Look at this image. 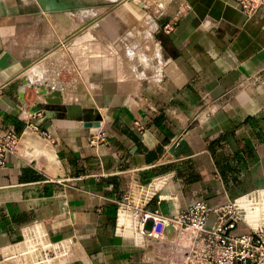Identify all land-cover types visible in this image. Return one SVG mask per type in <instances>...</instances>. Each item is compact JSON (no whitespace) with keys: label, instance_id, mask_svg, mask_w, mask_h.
I'll return each mask as SVG.
<instances>
[{"label":"crops","instance_id":"obj_1","mask_svg":"<svg viewBox=\"0 0 264 264\" xmlns=\"http://www.w3.org/2000/svg\"><path fill=\"white\" fill-rule=\"evenodd\" d=\"M167 3L146 59L126 64L123 49L114 61L108 46L68 42L75 14L0 0V135L20 137L0 166V261L28 260L24 240L43 235L72 240L55 264H152L151 249L118 233L131 183L153 182L148 208L166 214L264 188V11L252 17L236 0ZM102 33L83 36L92 44ZM46 97L83 114L37 110ZM246 220L264 224V200Z\"/></svg>","mask_w":264,"mask_h":264},{"label":"built area","instance_id":"obj_2","mask_svg":"<svg viewBox=\"0 0 264 264\" xmlns=\"http://www.w3.org/2000/svg\"><path fill=\"white\" fill-rule=\"evenodd\" d=\"M236 1L252 17L264 11V0ZM174 28V23L164 26L168 34ZM30 126L40 131L33 123ZM19 139L12 130L0 135V166L8 154L18 151ZM261 189L223 204L198 198L166 214L159 208H148L156 195L153 182L136 180L118 204V233L150 247L152 264H264V224L253 226L246 220L247 212L256 210L264 200ZM72 245L70 238L53 241L43 235L29 237L22 250V254L29 253L28 260L0 264H55L70 256Z\"/></svg>","mask_w":264,"mask_h":264},{"label":"rangeland","instance_id":"obj_3","mask_svg":"<svg viewBox=\"0 0 264 264\" xmlns=\"http://www.w3.org/2000/svg\"><path fill=\"white\" fill-rule=\"evenodd\" d=\"M42 12L73 13L77 16L76 33L71 34L68 42L77 45L78 51L84 50V46H92V51H98L103 45L108 46L109 56L115 57L117 49H123L122 56L126 64H133L139 59H146V53L141 50L143 46L153 47L151 29L156 25L155 15L167 10L168 0H35ZM173 1L175 6L180 5V0ZM145 3V5H140ZM181 7V6H180ZM64 21H61L56 29L60 30L62 38L65 35ZM103 27V40L96 35L93 43L85 42L84 33L93 30L99 34ZM69 39V38H68ZM88 39V38H87ZM105 51L106 49L103 48ZM127 71V70H126ZM249 85L240 86L239 91L248 88ZM238 91L231 96H226L224 104H228ZM239 93V92H238ZM261 190H264L262 188ZM148 247V246H147ZM151 249L148 247L146 250Z\"/></svg>","mask_w":264,"mask_h":264},{"label":"water","instance_id":"obj_4","mask_svg":"<svg viewBox=\"0 0 264 264\" xmlns=\"http://www.w3.org/2000/svg\"><path fill=\"white\" fill-rule=\"evenodd\" d=\"M47 105H51L53 107H55L56 109H59L60 111H63V112H67L68 113V116L70 118H74L75 116H78V115H82V110L79 109V107L77 106H74V105H66V106H63L60 99H54V98H50V97H46L44 99V104H41L39 106V108L37 110H42V109H45ZM75 110V111H79L78 114H71L72 111ZM47 115L51 116L52 112L51 111H47L46 112ZM97 119H101V116H97ZM181 144H183L184 146L187 145L186 141L185 140H182L181 141Z\"/></svg>","mask_w":264,"mask_h":264},{"label":"bare ground","instance_id":"obj_5","mask_svg":"<svg viewBox=\"0 0 264 264\" xmlns=\"http://www.w3.org/2000/svg\"><path fill=\"white\" fill-rule=\"evenodd\" d=\"M151 224H152V220H150V222H149V224H148V228H150V226H151ZM253 225V224H252ZM256 225V224H255ZM254 226V225H253Z\"/></svg>","mask_w":264,"mask_h":264}]
</instances>
